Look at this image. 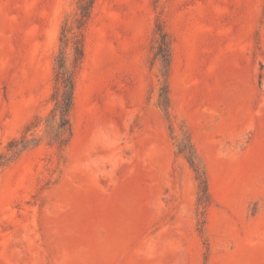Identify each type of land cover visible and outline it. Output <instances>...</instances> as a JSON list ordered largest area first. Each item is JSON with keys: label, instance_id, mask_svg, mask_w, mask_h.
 Here are the masks:
<instances>
[{"label": "rangeland", "instance_id": "374dc122", "mask_svg": "<svg viewBox=\"0 0 264 264\" xmlns=\"http://www.w3.org/2000/svg\"><path fill=\"white\" fill-rule=\"evenodd\" d=\"M88 2L0 0V154L28 145L0 166V264H264V0H94L59 147L54 59Z\"/></svg>", "mask_w": 264, "mask_h": 264}, {"label": "trees", "instance_id": "16d2710c", "mask_svg": "<svg viewBox=\"0 0 264 264\" xmlns=\"http://www.w3.org/2000/svg\"><path fill=\"white\" fill-rule=\"evenodd\" d=\"M93 2L94 0H89L88 3L79 4L77 6L74 24L72 26H67L65 23L61 28L59 40L62 47H60L54 59L55 91L53 95L54 107L52 109V112H54V116L52 117L56 119L58 131V134L54 136L52 141L59 147H62L68 142L72 133L70 113L74 103L75 78L84 56V31L86 23L90 17ZM159 33L160 39L158 41L155 55L160 56L163 61H166L168 56V44L166 41L167 35L164 31ZM68 44H70L72 51V68H67L65 54L63 51ZM167 77V74H165L163 87H161V99L159 100L158 105L167 116H170ZM25 141L26 138L24 135H22L20 139L11 140L6 148L8 154H6L3 158L2 154H0V166H5L19 156V154L28 147ZM179 153L184 155L194 171L198 188L197 203L200 206L202 204V198L208 195L205 174L196 165V156L193 151L191 154L181 151ZM198 222L200 223L202 230L205 223L203 214Z\"/></svg>", "mask_w": 264, "mask_h": 264}]
</instances>
